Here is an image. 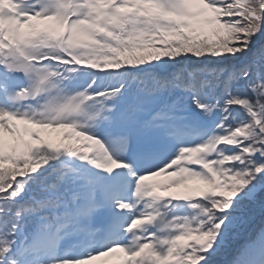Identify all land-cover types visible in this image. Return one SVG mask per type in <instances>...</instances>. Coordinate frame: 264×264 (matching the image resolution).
<instances>
[{
  "label": "snow or ice",
  "instance_id": "snow-or-ice-1",
  "mask_svg": "<svg viewBox=\"0 0 264 264\" xmlns=\"http://www.w3.org/2000/svg\"><path fill=\"white\" fill-rule=\"evenodd\" d=\"M250 245L264 0H0V264H247Z\"/></svg>",
  "mask_w": 264,
  "mask_h": 264
},
{
  "label": "bare ground",
  "instance_id": "bare-ground-1",
  "mask_svg": "<svg viewBox=\"0 0 264 264\" xmlns=\"http://www.w3.org/2000/svg\"><path fill=\"white\" fill-rule=\"evenodd\" d=\"M73 163L75 164V162H73ZM157 179H161V178H157ZM175 191H178V190H175ZM251 249H252L253 254H254V260L252 263L255 264L258 257L264 255V246L254 245V246H252Z\"/></svg>",
  "mask_w": 264,
  "mask_h": 264
},
{
  "label": "trees",
  "instance_id": "trees-1",
  "mask_svg": "<svg viewBox=\"0 0 264 264\" xmlns=\"http://www.w3.org/2000/svg\"><path fill=\"white\" fill-rule=\"evenodd\" d=\"M55 139H58V137H56ZM261 226V222L259 219L256 220L255 224L252 225V227L249 229V232H251L253 229L256 230V232L259 231V228ZM241 244L243 243V241L240 242ZM248 254L245 253V259H247ZM262 264H264V261L262 262Z\"/></svg>",
  "mask_w": 264,
  "mask_h": 264
},
{
  "label": "rangeland",
  "instance_id": "rangeland-1",
  "mask_svg": "<svg viewBox=\"0 0 264 264\" xmlns=\"http://www.w3.org/2000/svg\"><path fill=\"white\" fill-rule=\"evenodd\" d=\"M247 264H249V263L247 262Z\"/></svg>",
  "mask_w": 264,
  "mask_h": 264
}]
</instances>
